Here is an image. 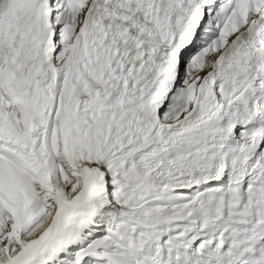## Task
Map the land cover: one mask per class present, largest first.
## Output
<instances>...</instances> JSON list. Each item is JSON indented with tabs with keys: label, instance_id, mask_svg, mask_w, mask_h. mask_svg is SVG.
I'll return each mask as SVG.
<instances>
[{
	"label": "snow or ice",
	"instance_id": "obj_1",
	"mask_svg": "<svg viewBox=\"0 0 264 264\" xmlns=\"http://www.w3.org/2000/svg\"><path fill=\"white\" fill-rule=\"evenodd\" d=\"M0 264H264V0H0Z\"/></svg>",
	"mask_w": 264,
	"mask_h": 264
}]
</instances>
